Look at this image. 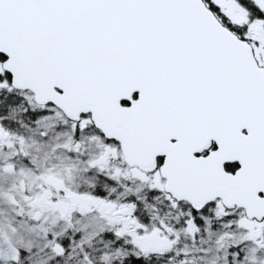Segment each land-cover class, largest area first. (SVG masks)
<instances>
[{"label":"snow or ice","instance_id":"6c2138e0","mask_svg":"<svg viewBox=\"0 0 264 264\" xmlns=\"http://www.w3.org/2000/svg\"><path fill=\"white\" fill-rule=\"evenodd\" d=\"M0 264H264V0H0Z\"/></svg>","mask_w":264,"mask_h":264}]
</instances>
